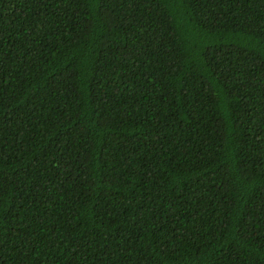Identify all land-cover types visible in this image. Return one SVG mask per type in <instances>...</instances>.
Segmentation results:
<instances>
[{
    "label": "trees",
    "instance_id": "obj_1",
    "mask_svg": "<svg viewBox=\"0 0 264 264\" xmlns=\"http://www.w3.org/2000/svg\"><path fill=\"white\" fill-rule=\"evenodd\" d=\"M0 264H264V0H0Z\"/></svg>",
    "mask_w": 264,
    "mask_h": 264
}]
</instances>
